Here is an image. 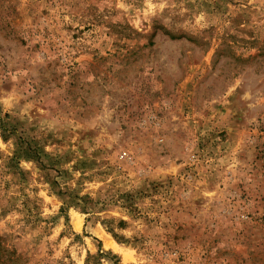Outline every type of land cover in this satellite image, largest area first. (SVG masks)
I'll return each instance as SVG.
<instances>
[{
  "label": "rangeland",
  "instance_id": "rangeland-1",
  "mask_svg": "<svg viewBox=\"0 0 264 264\" xmlns=\"http://www.w3.org/2000/svg\"><path fill=\"white\" fill-rule=\"evenodd\" d=\"M0 243L264 264V0H0Z\"/></svg>",
  "mask_w": 264,
  "mask_h": 264
},
{
  "label": "trees",
  "instance_id": "trees-1",
  "mask_svg": "<svg viewBox=\"0 0 264 264\" xmlns=\"http://www.w3.org/2000/svg\"><path fill=\"white\" fill-rule=\"evenodd\" d=\"M0 264H20V257L15 256L0 243Z\"/></svg>",
  "mask_w": 264,
  "mask_h": 264
},
{
  "label": "bare ground",
  "instance_id": "bare-ground-1",
  "mask_svg": "<svg viewBox=\"0 0 264 264\" xmlns=\"http://www.w3.org/2000/svg\"><path fill=\"white\" fill-rule=\"evenodd\" d=\"M79 224H80V223L78 222V226H79Z\"/></svg>",
  "mask_w": 264,
  "mask_h": 264
}]
</instances>
